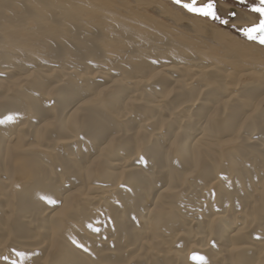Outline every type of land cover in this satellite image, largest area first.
I'll use <instances>...</instances> for the list:
<instances>
[{"label":"bare ground","instance_id":"bare-ground-1","mask_svg":"<svg viewBox=\"0 0 264 264\" xmlns=\"http://www.w3.org/2000/svg\"><path fill=\"white\" fill-rule=\"evenodd\" d=\"M241 23L0 0V264H264V47Z\"/></svg>","mask_w":264,"mask_h":264},{"label":"snow or ice","instance_id":"snow-or-ice-1","mask_svg":"<svg viewBox=\"0 0 264 264\" xmlns=\"http://www.w3.org/2000/svg\"><path fill=\"white\" fill-rule=\"evenodd\" d=\"M172 3L185 12L189 18L222 25H228L230 22L225 17L231 18L233 23L241 21L242 23L237 24L236 27L243 36L264 47V0H172ZM225 5H228L227 9L224 7ZM237 8L239 11H236ZM156 62L158 61H153V63ZM141 159L144 158L141 157ZM145 166H147L146 160ZM42 199L47 200L45 197ZM47 202L52 205L56 203L54 200H47ZM96 232L99 233V229H96ZM104 239L106 240L107 237ZM73 243L85 252H90V249L83 244H79L77 241H73Z\"/></svg>","mask_w":264,"mask_h":264},{"label":"rangeland","instance_id":"rangeland-1","mask_svg":"<svg viewBox=\"0 0 264 264\" xmlns=\"http://www.w3.org/2000/svg\"><path fill=\"white\" fill-rule=\"evenodd\" d=\"M166 2H169V3H172V0H164ZM238 9V8H237ZM239 10V9H238ZM150 14L154 15L153 12H150ZM229 19V18H227ZM230 20V19H229ZM211 22V21H210ZM232 22V19L230 20L229 24L228 25H222V24H219V23H214L215 25H217L218 27H221V28H225L227 26H230V23ZM213 23V22H212ZM231 27V26H230ZM234 31V32H233ZM231 32L234 33V35L236 36L237 35V38H241V40H244L246 42H250V43H253L252 41H249L246 37L243 36V34L239 31V29L237 27H233L232 26V30ZM255 44H257L259 46L258 43L254 42Z\"/></svg>","mask_w":264,"mask_h":264}]
</instances>
